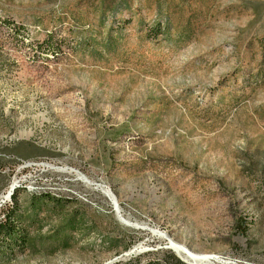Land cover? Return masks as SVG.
Listing matches in <instances>:
<instances>
[{
    "label": "rangeland",
    "instance_id": "rangeland-1",
    "mask_svg": "<svg viewBox=\"0 0 264 264\" xmlns=\"http://www.w3.org/2000/svg\"><path fill=\"white\" fill-rule=\"evenodd\" d=\"M2 19L26 34L0 25V223L15 197L27 241L0 264H191L167 239L264 264V0H0Z\"/></svg>",
    "mask_w": 264,
    "mask_h": 264
},
{
    "label": "trees",
    "instance_id": "trees-1",
    "mask_svg": "<svg viewBox=\"0 0 264 264\" xmlns=\"http://www.w3.org/2000/svg\"><path fill=\"white\" fill-rule=\"evenodd\" d=\"M0 25H6L11 32H13L14 36L21 37L23 33L26 34V29L22 25H16L13 22L10 23L6 19L0 20ZM12 200V206L5 210L4 222L0 223V242L6 247H11V244L18 247H24L27 240L24 231L16 221V198L12 197Z\"/></svg>",
    "mask_w": 264,
    "mask_h": 264
},
{
    "label": "bare ground",
    "instance_id": "bare-ground-1",
    "mask_svg": "<svg viewBox=\"0 0 264 264\" xmlns=\"http://www.w3.org/2000/svg\"><path fill=\"white\" fill-rule=\"evenodd\" d=\"M83 176V175H82ZM15 186V185H13ZM12 186V188H13ZM10 194V192H9ZM8 194V197L4 196V198L6 197L7 198H10ZM108 195L114 200V197L113 195H111V192H108ZM115 201V200H114ZM114 203V202H113ZM115 206V204H114ZM116 207V211L119 213V209H118V205L115 206ZM119 215H121L119 213ZM121 222H123L121 220ZM135 226V225H134ZM165 238V237H164ZM169 240V239H168ZM170 241V240H169ZM172 242V241H171ZM171 244V248L173 249V251L178 255L180 256L183 260H185L186 262L188 263H191V264H201V262H205V261H211V260H218L217 257L215 256H212V255H200V254H196V253H193L192 251H190L188 248H186L185 246L183 245H180V244H177L175 242H172L170 243ZM223 264H228V263H225V262H222ZM203 264V263H202Z\"/></svg>",
    "mask_w": 264,
    "mask_h": 264
},
{
    "label": "water",
    "instance_id": "water-1",
    "mask_svg": "<svg viewBox=\"0 0 264 264\" xmlns=\"http://www.w3.org/2000/svg\"><path fill=\"white\" fill-rule=\"evenodd\" d=\"M10 195H11V193L9 194V196H10ZM113 197H114V196H113ZM114 200H115V197H114ZM113 204H115V206H117V205H118V204H117V202H116V200L114 201V203H113ZM115 206H114V207H115ZM115 210H117V209H116V207H115ZM116 212H117V211H116ZM120 221H121V220H120ZM123 223H124V222H123ZM167 240H168V239H167ZM168 242H169V245H168V247H169V248H171V246H170V245H171V244H170V241L168 240Z\"/></svg>",
    "mask_w": 264,
    "mask_h": 264
}]
</instances>
